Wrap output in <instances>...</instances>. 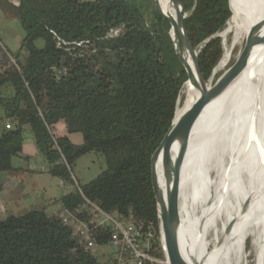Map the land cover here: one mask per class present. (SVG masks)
<instances>
[{
  "label": "trees",
  "instance_id": "obj_1",
  "mask_svg": "<svg viewBox=\"0 0 264 264\" xmlns=\"http://www.w3.org/2000/svg\"><path fill=\"white\" fill-rule=\"evenodd\" d=\"M135 2L19 0L17 7L10 5L24 37L16 54L0 41V159L20 153L28 132L50 175L74 187L59 199L66 215L88 223L90 216L79 213L83 198L106 213L132 214L152 234L150 253L163 260L150 158L188 79L172 19L182 14L175 31L190 50L209 40L197 58L207 79L222 57L223 41L215 36L230 12L228 0H140L138 7ZM38 39L44 41L41 48ZM60 123L65 134L57 137L53 130ZM71 134L82 137L80 146L71 143ZM90 153L103 157L105 169L76 188L72 166ZM90 228L95 243L105 246L106 230ZM0 264L101 261L72 237L60 216L39 210L0 222Z\"/></svg>",
  "mask_w": 264,
  "mask_h": 264
},
{
  "label": "bare ground",
  "instance_id": "obj_2",
  "mask_svg": "<svg viewBox=\"0 0 264 264\" xmlns=\"http://www.w3.org/2000/svg\"><path fill=\"white\" fill-rule=\"evenodd\" d=\"M232 3L233 15L220 36L224 39L233 33L236 44L263 17L264 0ZM181 15L175 14L172 26L186 58L188 79L182 93L184 107L178 109L177 118L198 95L194 85L199 52L177 38L175 21ZM253 55L255 64L249 71L236 80L231 75L209 90L210 95H220L192 121V143L182 176L176 147L161 158L160 174L181 211L182 223L177 230L181 264H248L242 252L249 238L258 256L255 264H260L264 245V50H255ZM229 57L230 51L223 48L215 72L225 67ZM259 87L262 94L254 100ZM188 166L192 167L193 220L182 209Z\"/></svg>",
  "mask_w": 264,
  "mask_h": 264
},
{
  "label": "water",
  "instance_id": "obj_3",
  "mask_svg": "<svg viewBox=\"0 0 264 264\" xmlns=\"http://www.w3.org/2000/svg\"><path fill=\"white\" fill-rule=\"evenodd\" d=\"M139 1L140 0H136L135 7H138ZM228 8L231 17L233 15L232 0H228ZM194 10L195 8H193L189 13V18L192 17ZM215 37L220 36L216 35ZM208 42L209 40L203 43L197 41L198 52L201 57L203 55V49ZM258 49L264 50V15L259 20L257 25H251L249 27L242 49L238 52L237 56L230 64L227 63L225 65L223 72L215 78L213 82H211L213 72L206 79L202 68L198 65L197 81L194 85L198 94L197 97L177 118L176 115L178 109H182L184 107L185 97H182V101H180V98L178 99L173 119L158 145L152 152L150 158V184L155 208L159 218L161 248L164 264H181V257L177 242V230L182 223V218L181 211L180 209H177L174 197L165 183L162 174H160L159 164L161 158L164 154H167L170 150L176 147L180 164V175L182 176L184 173L182 172V166L192 143V121L205 105L220 95V93L210 95L209 90L215 85L225 83L231 75H235L234 80H236L244 72L249 71L255 64L253 54L255 50ZM261 94L262 87H259L254 100L258 99ZM191 169L192 167L188 166L186 181L182 189V209L183 214H191V219L193 220L195 217L193 211L194 208L192 204L188 202L190 199L188 184L192 176Z\"/></svg>",
  "mask_w": 264,
  "mask_h": 264
},
{
  "label": "crops",
  "instance_id": "obj_4",
  "mask_svg": "<svg viewBox=\"0 0 264 264\" xmlns=\"http://www.w3.org/2000/svg\"><path fill=\"white\" fill-rule=\"evenodd\" d=\"M11 4L16 6L19 4V0H13ZM2 22L6 23V16L0 12V41L2 45L7 50L12 44H15L14 49L21 48V45L17 46L18 43L16 44L17 38L13 40L12 32L6 33L8 31H5L6 28ZM18 42L20 44V41ZM9 52L12 53L10 50ZM3 124L0 118V130ZM53 133L57 137L63 136L65 134L64 125L57 124ZM68 137L75 146L82 144L81 136L79 139L76 134L68 135ZM49 168L32 136L28 132L25 133L21 152L0 159V222L10 217H18L39 210H44L55 216L65 215L59 199L70 193L74 187L62 184L53 178L49 173ZM72 175L75 177L73 170ZM78 184L80 183L78 182Z\"/></svg>",
  "mask_w": 264,
  "mask_h": 264
},
{
  "label": "built area",
  "instance_id": "obj_5",
  "mask_svg": "<svg viewBox=\"0 0 264 264\" xmlns=\"http://www.w3.org/2000/svg\"><path fill=\"white\" fill-rule=\"evenodd\" d=\"M119 32L120 30L115 31L114 34L117 35ZM6 129H10L9 123L6 124ZM54 147L59 151L56 145ZM62 162L65 163L63 158ZM71 180L78 188L72 174ZM79 213L89 215V222H80L66 214L60 216L61 222L64 226L71 228L72 237L79 240L84 250L97 258L99 246L92 238L90 227L106 230L109 240L105 246L110 248L111 253L102 256L101 264H129L131 261L135 264H164L163 260L150 253L151 232L145 229L143 223L132 214L106 213L85 198H83Z\"/></svg>",
  "mask_w": 264,
  "mask_h": 264
},
{
  "label": "rangeland",
  "instance_id": "obj_6",
  "mask_svg": "<svg viewBox=\"0 0 264 264\" xmlns=\"http://www.w3.org/2000/svg\"><path fill=\"white\" fill-rule=\"evenodd\" d=\"M12 1L13 0H5V1L0 0V12L6 16V23L2 22L5 26L4 28H6L5 31H8L6 33L10 34L9 31H11L12 36H13V40L17 38L16 44L18 43L17 46L18 45L20 46L22 44V40H23L24 35H23L21 27L19 26V24H17L16 17H15L16 11L13 7L10 6ZM88 1H91V0H88ZM226 27H227V23H226L225 28ZM225 28L223 29V31L225 30ZM119 30H121V29H117V31H119ZM221 33H219L218 35L220 36ZM233 36H234L233 33L231 35L229 34L224 39L220 36V38L223 41V48H226L230 51V57H229V60L227 61L228 64H230L235 59L238 52L242 49L244 41H245V39H242L238 43L233 44ZM18 41H20V44ZM35 45L38 48H41L44 46V41L41 39H38V40H36ZM14 46H15V44H12L9 47V50L12 53L16 54L19 51L20 47H17L18 49H14L15 48ZM217 66H216V68H217ZM216 68L214 69V71L212 73L211 82H213L214 79L217 78L223 72L225 67L219 72H215ZM182 93H183V90L181 92L180 101H182V97H183ZM76 137L78 139L81 138L79 136V134H76ZM104 169H105L104 159L101 155H99L97 153H90V154L82 156L72 166L73 173L81 185H85V184L89 183L91 180L96 178ZM191 171H192V169H191ZM192 179L193 178L191 176V179L189 180V184H188V191H189V195H190V199L188 202H190L191 204L193 203L192 206L194 208V195H193V181H192ZM77 180H76V182H77ZM191 199H192V201H190ZM189 215L192 217L191 214H189ZM194 216H195V211H194ZM252 241H253L252 238H249L246 240L247 246L245 244L244 251L242 252L243 256H245V255L247 256L246 257L247 260L244 263L255 264L258 260V256L256 255V252L252 249ZM97 250H98L99 261H102L103 255L111 253L110 248L107 246L99 247ZM129 264H135V263L131 261V262H129ZM260 264H264V245H263L262 253L260 255Z\"/></svg>",
  "mask_w": 264,
  "mask_h": 264
}]
</instances>
